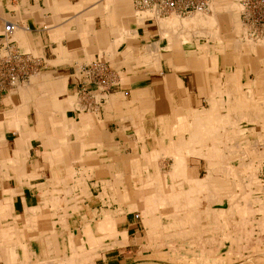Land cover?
I'll use <instances>...</instances> for the list:
<instances>
[{"label":"crops","instance_id":"crops-1","mask_svg":"<svg viewBox=\"0 0 264 264\" xmlns=\"http://www.w3.org/2000/svg\"><path fill=\"white\" fill-rule=\"evenodd\" d=\"M144 13L134 0H0V44L41 62L27 82L0 90V264H63L78 233L91 250L84 216L99 239L95 264L143 256L151 225L144 207L130 209L134 196L140 206L154 190L171 196L165 207L186 205L203 192L190 189L199 181L227 207L240 166L255 164L239 153L250 149L256 126L246 102L264 107V49L252 56L242 39L238 47L223 39L240 36L234 20L220 19L222 39L184 40L179 52ZM93 64L104 69L93 74ZM32 131L41 136L26 140ZM50 134L59 138L52 146ZM149 207L152 215L181 213ZM107 210L118 211L115 229L126 244L99 230Z\"/></svg>","mask_w":264,"mask_h":264},{"label":"rangeland","instance_id":"rangeland-1","mask_svg":"<svg viewBox=\"0 0 264 264\" xmlns=\"http://www.w3.org/2000/svg\"><path fill=\"white\" fill-rule=\"evenodd\" d=\"M224 1L226 2V0ZM220 2L222 1L220 0ZM221 5L223 6L226 4L223 3ZM212 7L213 6H211V8ZM148 12L149 11H146V13ZM194 13L195 12H191L183 16L181 15V17H192ZM211 13L212 12H209V14ZM243 26L246 27L245 24H243ZM249 28L251 27L247 26L248 33L250 31ZM224 37L223 39L230 40V36ZM242 37L243 42H246V38H244V36ZM248 37V39L251 38L253 41L261 38H255L250 35H248ZM261 136L263 138L264 134L261 133ZM262 138H260V140H263ZM250 143L251 142H249L250 149L247 148V150H241L239 156L241 158H253L255 160V164H242L240 168L245 169L239 173L241 181H239V184H237L238 181H234L233 183L235 184V191L237 195L245 192L246 188H249L254 190L250 196L252 200L258 197L264 199V191L257 190V184H255V182H252L251 186L248 185L250 178L249 175L254 171L258 172V178L264 180V148H260L259 146L253 150L252 143ZM260 143L263 145V142ZM242 151H245V153L242 154ZM258 160H261V163H258L256 170L255 168ZM207 182L209 185L211 184L209 180ZM69 190L66 191L65 189L66 192H69ZM209 192H212L213 194L215 193L213 189L209 190ZM238 196L241 197L240 195ZM215 198L216 197H212L210 210L207 209L204 200H200L195 211L190 208V211L185 213L184 211H180L181 213L176 212L175 214L162 213V218L158 213L157 215L160 216L158 220V227H156V231L154 232L153 236L150 237L147 234V237H145L147 241L145 242L146 249H144L142 253L143 256L140 255L133 259L126 258L123 260H121L122 258L120 257L119 262L118 260H115L111 264H264L263 212L258 211L254 214V216L252 215L251 219L253 220V225L249 226V218L244 217L247 221L242 222L243 217H241V215L238 213V209L235 208L233 204L236 200L239 201L240 198H237L236 196L228 198L227 207H223L219 203V207L221 206L222 209H219V207L215 205ZM71 209L75 211L77 210V207H72ZM215 213H218V218H215ZM179 214L182 216L181 218L185 217L186 219H180L179 221L175 220L176 217L180 218ZM232 214L233 218L235 219L234 222H231V220L228 218ZM247 217L250 216L248 215ZM86 219V216H84L83 220ZM86 222L87 221H85V223ZM88 222L90 221L88 220ZM260 224H263V226L261 227ZM180 231H186L187 234H181L183 237L179 234L177 235L176 233ZM246 232L252 233V235L248 236ZM238 234H240V236H238ZM79 235V233L76 235L74 243L72 240H70L71 248L75 247L77 244V237ZM99 248L100 246L94 247L88 252L85 251L87 252L85 254L84 252H81L80 256L82 259H80V264H95V258L100 256L99 252L95 250H98ZM88 256L91 257L86 259Z\"/></svg>","mask_w":264,"mask_h":264},{"label":"bare ground","instance_id":"bare-ground-1","mask_svg":"<svg viewBox=\"0 0 264 264\" xmlns=\"http://www.w3.org/2000/svg\"><path fill=\"white\" fill-rule=\"evenodd\" d=\"M222 2H220V0H212L211 3H209V9L212 10V13L209 14L207 11H196L194 13V15H192V17H188V18H183L181 17V15H177V14H171L169 15L168 17H159V16H156L155 15V22H157V25H158V28L161 30H163V33L165 34V36H167L170 40H171V47H176V48H179V52L181 50L180 48V45L182 44V42L184 40H198V38L202 37V36H208L209 38H211V40H220L222 39V33H221V21L220 19H224V21L228 22L229 20L232 21L234 20L235 21V27L236 29L238 30V33H239V40H233L232 37H230V39L233 41V43L235 44V47H238V45L241 43V39L243 37L241 36H244V38H246V48H247V51L249 53H251V55L253 56V54L257 51V50H263L264 49V38H259L258 40L256 41H253L251 38L248 39V33H247V26L244 27L243 26V23L240 21L239 19V12H240V4L237 2V0H226V2L224 0H221ZM226 4V5H221V4ZM211 6H213L211 8ZM191 13V12H190ZM145 16H147L149 18V16H151V12H148V13H144ZM189 14V13H187ZM193 14V13H192ZM191 16V15H190ZM170 34V35H169ZM229 34V33H228ZM225 38V37H224ZM192 42V41H191ZM197 43V42H196ZM199 43V42H198ZM149 44V43H148ZM155 45H157L155 43ZM224 47V46H223ZM223 47L220 49L221 52H223ZM240 47V46H239ZM238 50V48H235ZM236 50V51H237ZM164 50L161 49V51H158L160 52V56H161V52H163ZM234 52V51H233ZM190 53V52H189ZM242 53V52H241ZM257 53V52H256ZM183 54V53H182ZM181 55V53L179 54ZM248 55V54H247ZM242 57V55H241ZM198 58V57H197ZM203 58V57H202ZM224 58V57H223ZM249 58V57H248ZM255 59V58H254ZM159 60V59H158ZM189 60V59H188ZM245 63V62H244ZM250 65V64H249ZM253 65V64H252ZM256 69V68H255ZM260 69V67H259ZM264 69V68H263ZM254 70V69H253ZM161 71V70H160ZM260 71V70H259ZM242 75V67L240 68L239 67V70L234 73L232 76L234 78H236L237 80L240 78V76ZM244 77V76H243ZM264 77V76H263ZM238 83V82H237ZM251 83V82H250ZM252 84V83H251ZM259 86V85H258ZM243 89V88H242ZM241 89V90H242ZM251 90V89H250ZM248 90V91H250ZM238 91V90H237ZM253 93V92H252ZM254 97V96H253ZM240 98V97H239ZM255 99V98H254ZM250 100V103L249 102H246L248 104V107L252 110V113L254 114V116H251L252 118H247L250 122H253L256 124L255 128L252 129V132H250V136L252 135L254 137L253 139V142H252V146H253V150L258 148V145L260 142L264 141V139L262 138V136L259 134L258 130L259 129V121L260 119V116H263L264 115V107L257 101V100ZM151 102V101H150ZM172 102V101H171ZM237 103V102H236ZM155 104V103H154ZM241 104V103H240ZM173 105V104H172ZM227 107V106H226ZM225 109V108H224ZM228 109V108H227ZM231 109V108H230ZM226 110V109H225ZM231 111V110H230ZM91 114H83L82 115V118H84V120L86 121V119L89 120V118H91ZM176 120V119H175ZM20 125V124H19ZM21 126V125H20ZM232 127V126H231ZM244 128V127H243ZM20 131V130H19ZM22 131V130H21ZM243 131L240 130V134L242 133ZM16 133V132H15ZM24 134V132H23ZM11 136V135H10ZM13 136V135H12ZM40 137L41 134L39 133H35L34 131H32L31 133L28 134V138H26V140L29 139V137ZM88 136V135H87ZM49 139H47V145H54L56 140H58L59 138H57L55 135L54 137L50 134L49 136ZM182 137V136H181ZM226 137V136H225ZM260 138H262L263 140H260ZM21 139V138H20ZM230 139V138H229ZM248 139V138H247ZM43 140V139H42ZM181 140V139H180ZM78 141V140H77ZM251 144V143H250ZM262 145V144H261ZM257 146V147H255ZM264 146V144H263ZM92 147V146H91ZM174 147V146H173ZM241 147V146H240ZM86 148V147H85ZM96 148V147H95ZM135 148V147H134ZM252 148V147H251ZM261 148V146H260ZM264 148V147H262ZM60 149V148H59ZM100 149V147H99ZM98 149V150H99ZM228 149V148H227ZM245 150H247V148H244ZM58 149H54V150H49L47 151L46 153L50 154L53 153H56ZM59 151V150H58ZM163 151V150H162ZM167 151V150H166ZM219 151V150H218ZM131 152V151H130ZM159 152V151H157ZM168 152V151H167ZM201 152V151H200ZM262 152V151H261ZM133 153V152H132ZM161 154V152H159ZM165 153V152H164ZM162 153V154H164ZM245 152L242 151V154H244ZM27 154V153H26ZM161 154V155H162ZM171 154V153H170ZM176 154V153H175ZM228 154V153H227ZM113 155V154H112ZM167 155V154H166ZM226 155V153H225ZM224 155V156H225ZM253 155V153H252ZM28 156V155H27ZM26 156V157H27ZM46 156V155H45ZM110 156V155H109ZM165 156V154H164ZM223 156V155H222ZM61 157V156H60ZM253 157V156H252ZM55 158V157H54ZM36 160V159H35ZM109 160V159H108ZM116 160V159H115ZM121 160V159H120ZM130 160V159H129ZM128 160V161H129ZM206 160V159H205ZM34 161V160H33ZM264 161V160H263ZM19 163V161H18ZM84 163V162H83ZM229 163V162H228ZM258 163L260 164L261 163V160H258L257 161V164H256V170H257V166H258ZM163 164V163H162ZM178 164V163H177ZM181 166L182 163H179ZM8 165V164H7ZM130 165V164H129ZM137 165V164H136ZM264 165V164H263ZM106 166V165H105ZM178 166L177 168V171L180 170V174H184V170H183V167L184 166H181V168ZM175 168V167H174ZM5 169V168H4ZM14 169V168H13ZM218 169V168H217ZM226 170V169H225ZM224 170V171H225ZM202 171V170H201ZM240 171H244L243 168L240 169ZM134 172V171H133ZM8 173V172H7ZM114 173V172H113ZM176 173V172H175ZM209 173H210V169H209ZM215 174V173H214ZM261 174V173H260ZM264 174V173H263ZM101 175V174H100ZM157 175V173H156ZM175 175V174H174ZM124 176V175H123ZM259 174L258 172H253L249 175V183L248 185L251 186V183L255 182V184H257V190H263L264 191V180L258 178ZM130 177V176H129ZM177 177V176H176ZM122 179V178H121ZM153 180V179H152ZM239 181H241V178L239 179ZM239 181L237 182V184H239ZM84 182V181H83ZM86 183V182H85ZM111 183V182H110ZM120 183V182H119ZM153 183V182H152ZM143 184V183H142ZM109 185V184H108ZM154 185V184H153ZM153 185H150V189L152 188H156L154 187ZM157 186V184H156ZM168 186V185H167ZM123 187V186H122ZM134 187V186H132ZM137 187V186H136ZM201 187V188H200ZM146 188V187H145ZM148 188V189H149ZM201 189L203 190L202 191H198V193H200L199 195H196V198H191L188 200L187 204H181L180 206L179 205H174L172 207H168L164 205V203H168V202H171L170 200L172 199L171 196L169 195H165V193H162V195H156L155 196V191L154 190H148L151 194H153V196H148L146 197V199H144V204L141 203L140 201V206L137 205V197L134 196L133 197V202L132 203V206H131V210L133 209H136V208H139V209H145L143 211V216L145 218V223L151 225V229L148 231V235L151 237L154 235V232L156 231V227H158V223H159V218L160 216L162 215L161 212H159L160 216L158 215H152L151 214V211L149 212L147 207L152 205V208L149 207V210H159V209H166L167 212H175V211H186V209H192L193 211L196 210V208L198 207L197 204H199L200 200H204L206 206H207V209L210 210L211 209V200H212V197H216L215 200H214V203L215 205H217L219 207V203H220V199L219 197H217L215 194H213L212 192L210 193L209 190H204L205 185H200L199 181H196V182H192L191 183V186H190V189L191 190H195V189ZM17 189V188H16ZM82 192H85L86 191V187L84 185H82ZM169 189H172V188H169ZM208 189V188H207ZM215 189V188H214ZM218 189V188H217ZM161 190V189H160ZM67 191V189H66ZM154 191V192H153ZM254 190L252 189H247L246 188V191L245 192H242L238 195H240L241 197H239L238 195H236L237 198H240L239 201H235L233 204H234V207L238 209V213L241 215V217H243L242 219V222L244 221H247L245 218H249L248 221H250L249 223V226H252L253 225V220L251 219V216L256 213V212H263L264 214V199H261L260 197L256 198V199H251L250 196H251V193L253 192ZM103 192V191H102ZM105 192V191H104ZM103 192V193H104ZM122 193V192H121ZM261 193V192H260ZM19 194V193H18ZM107 194V193H106ZM120 194V193H119ZM159 194V193H158ZM169 194V193H168ZM175 194V193H174ZM177 195L180 194V193H176ZM257 194V193H256ZM140 197V195H139ZM179 197V196H178ZM243 197V198H242ZM254 197V196H253ZM82 198V197H81ZM127 198V197H126ZM175 199H177V197H174ZM242 199V200H241ZM182 201V200H181ZM113 204V203H112ZM129 204V203H128ZM170 205V204H169ZM92 206V205H91ZM126 206V205H124ZM195 208V209H194ZM221 208V206L219 207V209ZM212 209H215V208H212ZM222 209V208H221ZM125 210V209H124ZM216 211H219V210H216ZM118 211H105L103 212V219L99 222V230H101L102 232H105L106 234H110L112 237H117L121 234V236L123 237L122 241L119 242V244H125L126 241H127V238H126V232H123V233H120V232H117L116 229H115V224H116V220L114 219V215L117 213ZM215 212V210H214ZM172 214V213H171ZM217 214L218 213H215L214 216L215 218H218L217 217ZM2 215V214H1ZM152 215V216H151ZM189 215V214H188ZM250 216V217H247V216ZM37 216V214H36ZM171 217V216H170ZM245 217V218H244ZM13 218V216H12ZM185 218V217H184ZM231 222H234V218H233V214L230 215L228 217ZM6 219V217H5ZM182 219V218H181ZM186 219V218H185ZM188 219H189V216H188ZM192 219V217H191ZM180 219L178 218L177 221H179ZM86 223H85V234L87 236V244L90 245V249L94 248V247H97V246H100L99 245V239H96L92 233H91V228H90V222H88V218L86 219ZM168 221V220H167ZM32 222V221H31ZM192 222V220H191ZM22 225V224H21ZM43 225V224H42ZM181 225V224H180ZM261 227L263 226V224H260ZM185 226V225H184ZM217 226V225H216ZM237 226V225H236ZM234 227V226H233ZM236 228V227H235ZM238 228V227H237ZM24 229V228H23ZM247 229V228H246ZM178 231V230H177ZM252 232V231H251ZM4 233V232H3ZM8 234V233H7ZM160 234V233H159ZM177 235L179 234L180 236H182L181 234H187L186 231H180V232H177L176 233ZM246 234L249 236L252 235V233H247ZM245 234V235H246ZM212 236V235H211ZM238 236H240V234H238ZM7 237V236H6ZM81 237H82V234H80L78 237H77V244L75 245V247L72 248L73 250V253L70 257H65L64 256V261H62L63 264H77V263H81L80 262V259L81 256H80V253L81 252H84L86 249H84V245L82 243V240H81ZM183 237V236H182ZM216 237V236H215ZM164 238V237H163ZM166 238V237H165ZM261 238V236H260ZM120 239V238H119ZM161 239V238H160ZM248 239V238H247ZM263 241V240H262ZM159 243V242H158ZM139 247V246H138ZM88 251V250H86ZM85 254V252H84ZM65 255V254H64ZM91 257V256H90ZM89 256L86 257V259H89L90 258ZM218 261V260H217Z\"/></svg>","mask_w":264,"mask_h":264},{"label":"built area","instance_id":"built-area-1","mask_svg":"<svg viewBox=\"0 0 264 264\" xmlns=\"http://www.w3.org/2000/svg\"><path fill=\"white\" fill-rule=\"evenodd\" d=\"M240 4L239 18L243 24L251 28L248 35L264 38V0H237ZM210 0H134L135 7L140 11L151 12L166 17L171 14L185 15L190 12L208 11ZM13 25L4 26L5 34H10ZM41 62L31 53L20 50L12 42L0 44V90H13L20 84L27 82L31 76L39 72ZM104 68L93 64L89 71L99 74ZM97 78H99L97 76ZM100 83L103 80L99 78Z\"/></svg>","mask_w":264,"mask_h":264}]
</instances>
